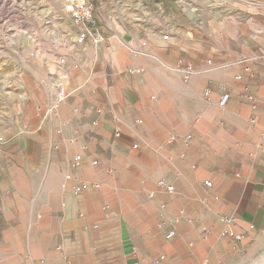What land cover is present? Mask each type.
Returning <instances> with one entry per match:
<instances>
[{"label":"crops","instance_id":"1","mask_svg":"<svg viewBox=\"0 0 264 264\" xmlns=\"http://www.w3.org/2000/svg\"><path fill=\"white\" fill-rule=\"evenodd\" d=\"M235 4L214 32L212 14L170 37L98 20V42L0 84V264H239L264 247V0Z\"/></svg>","mask_w":264,"mask_h":264},{"label":"rangeland","instance_id":"2","mask_svg":"<svg viewBox=\"0 0 264 264\" xmlns=\"http://www.w3.org/2000/svg\"><path fill=\"white\" fill-rule=\"evenodd\" d=\"M93 1L95 23L106 20L110 26V18L114 17L126 26L134 23L149 29L153 26L154 32H162L165 37L187 33L191 26H204L205 18L210 14L214 32L236 7V0ZM198 16L197 23L190 20L197 21ZM179 19L185 20L186 25H181ZM81 33L67 9L66 0H0V84L9 83L10 91L18 88L21 73L35 69L37 55L63 54L69 46L81 42ZM64 60L62 57L58 64ZM239 264H264V247L255 249L247 261Z\"/></svg>","mask_w":264,"mask_h":264},{"label":"built area","instance_id":"3","mask_svg":"<svg viewBox=\"0 0 264 264\" xmlns=\"http://www.w3.org/2000/svg\"><path fill=\"white\" fill-rule=\"evenodd\" d=\"M66 6L69 12L71 13L74 22L77 24V27L81 30V37L86 38L89 35L94 36V41L98 42L102 36L96 30V23H95V3L93 0H66ZM176 69L182 73L185 79H188L191 74L195 72V69L191 65L181 66L178 65ZM240 76H237L239 78ZM210 90L207 89L205 91V95L209 96ZM244 97L254 101L255 97L249 93H244ZM230 100L229 95H224L220 100L219 104L224 106ZM116 134L119 135V130L116 131ZM83 156L77 155L71 161V165L73 167H79L81 164ZM95 162V161H94ZM69 177V176H68ZM207 186H211L212 182L207 180L205 181ZM159 186H165L162 181L158 182ZM89 183L82 181L75 185L74 192L76 194L80 193V191L88 188ZM168 190H174V187L171 185L166 186ZM223 221L225 223V227L222 230L221 234L223 236H234L236 239H241L243 237L242 234L237 233L234 229V224L236 222V217L234 215H226L223 217ZM175 235V231L171 230L166 233L167 238H171Z\"/></svg>","mask_w":264,"mask_h":264}]
</instances>
